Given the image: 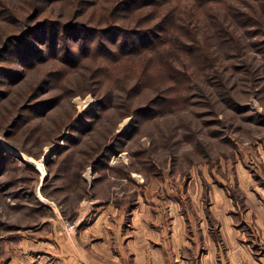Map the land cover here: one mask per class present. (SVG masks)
Instances as JSON below:
<instances>
[{
  "label": "rangeland",
  "instance_id": "1",
  "mask_svg": "<svg viewBox=\"0 0 264 264\" xmlns=\"http://www.w3.org/2000/svg\"><path fill=\"white\" fill-rule=\"evenodd\" d=\"M168 1L134 55L148 0H0V264H116L139 206L214 242L264 221V0Z\"/></svg>",
  "mask_w": 264,
  "mask_h": 264
},
{
  "label": "crops",
  "instance_id": "2",
  "mask_svg": "<svg viewBox=\"0 0 264 264\" xmlns=\"http://www.w3.org/2000/svg\"><path fill=\"white\" fill-rule=\"evenodd\" d=\"M245 204L247 209L251 206L247 200ZM139 209L140 206L133 211L131 222L120 223L116 264H264V221L222 222L219 224L222 237L218 239L221 240L214 242L210 237L193 238L196 233L187 238L175 221L168 228L151 224L139 214ZM223 229H228L229 235L224 236ZM223 245H229L230 249L222 252Z\"/></svg>",
  "mask_w": 264,
  "mask_h": 264
},
{
  "label": "trees",
  "instance_id": "3",
  "mask_svg": "<svg viewBox=\"0 0 264 264\" xmlns=\"http://www.w3.org/2000/svg\"><path fill=\"white\" fill-rule=\"evenodd\" d=\"M177 1H179V0H177ZM219 1L223 2L224 0H202L204 5H208L209 2H219ZM166 2H171V1H168V0H148V2H147L148 5L147 6H137V7L135 6L133 9L128 11L129 15H133V14L136 13L135 15H133V24H131V23L127 24L128 27H129V30L132 31L133 33H136L132 37H143V36H145L147 34L145 31H153V35H150V40L149 41L143 43L140 46H134L130 50V52L133 53L134 55H139L142 52L148 51L149 49H155L154 45L157 43V46H158L161 43V40H162L161 35H162V33H165L169 37V34L173 35L176 32L175 31V25H176L175 20L176 19H175V16H173L174 15L173 14V7L170 6L166 10L161 12L162 15L160 16V19H158L153 24H151V26H149L147 29H145L144 33H138L139 30H137V29H141V27L143 25H146L145 24L146 21L154 20V17H157V15H160V12H159L160 6L163 5ZM142 7H144V10L142 9ZM146 7H148V10L146 9ZM34 9H35V7L33 6L32 11ZM235 14H237V13L233 14L234 17H235ZM129 15H127V16H129ZM235 19H236V17H235ZM111 20H112V18H111ZM224 20H226V19H221V20L218 19V29L219 30H222L221 27L226 28V25L224 26ZM162 21L168 22L169 26H168L166 32L160 33V31H163V30H160L158 28V25H160L162 23ZM177 21H178V19H177ZM236 22L239 23V20L236 19ZM240 23H242L243 26H246V25L248 26L249 25L246 22H240ZM130 25H132V26H130ZM144 27H147V26H144ZM125 30L129 31V30H127V28H125ZM168 32H169V34H168ZM129 37L130 36L127 37L126 41L130 39ZM124 46H125V44H124Z\"/></svg>",
  "mask_w": 264,
  "mask_h": 264
}]
</instances>
